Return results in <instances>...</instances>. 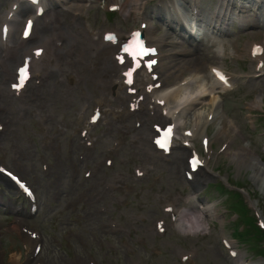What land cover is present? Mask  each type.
I'll use <instances>...</instances> for the list:
<instances>
[{"label":"rangeland","instance_id":"rangeland-1","mask_svg":"<svg viewBox=\"0 0 264 264\" xmlns=\"http://www.w3.org/2000/svg\"><path fill=\"white\" fill-rule=\"evenodd\" d=\"M13 1L0 0V24ZM109 1H96L92 8L78 3L60 15L61 21L65 20L61 27L65 46L49 47L50 58L33 64L31 82L16 97L9 94L10 83L24 54L37 49L38 42L32 38L23 44L17 31L20 23H14L17 29L15 32L11 25L9 48L0 43V163L27 180L38 198V213L26 223L37 231L38 244H32L35 241L30 237L20 238L16 228L8 233L2 230L12 211L7 213L1 206L0 264H264V231L258 216L252 207L247 208L241 194L230 196L223 188L231 185L250 194L264 219L260 183L257 187L251 178L253 170L245 165L252 164L254 157L244 154L243 161L234 157L246 147L264 162V74L253 78L262 72L248 57L251 43H259L264 50V29L241 33L231 28L233 36H209L198 47L193 44L188 49L192 52L175 55L181 40L167 27L152 31V38L170 36L160 58L163 72L170 75L169 85L193 75L194 67L218 92L222 90L212 78V66L239 78V90L219 94L229 120L224 134L217 135V119L203 129L211 139V155L200 139H194L206 165L188 180L192 150L180 147L165 155L153 145L156 128L172 122L151 103L149 94L144 96L143 111L131 114L129 101L113 96L111 83L122 73L106 51L99 53V65L94 67L88 28L93 32L118 29L124 35L140 28L133 16L123 15L132 13L131 0H123L128 9L113 17H107L108 9L102 8ZM202 2L205 9L208 1ZM151 7L146 5L145 16L150 15ZM258 11L264 14V2ZM40 32L38 28L36 37L40 38ZM80 34L83 38L74 41ZM17 42L22 47L15 51ZM70 48H74L72 53ZM184 65L187 68L180 70ZM134 87L143 86L136 82ZM124 91L121 87L118 94ZM258 97L263 105L254 109L251 104ZM208 101L205 97L179 113L183 122L178 130L180 140L200 109H212L206 105ZM98 107L102 116L90 126L89 119ZM150 107L156 111L151 112ZM138 118L143 120L140 126L135 124ZM123 125L127 129L117 131L116 127ZM87 126L94 140L89 148L83 146L81 137ZM51 137L53 140H48ZM139 149L143 156L138 155ZM106 159H111L112 165H107ZM117 176L125 182L116 183ZM0 192L5 201L14 198L15 206L27 211V203L17 199L2 181ZM201 205L208 208L203 226L193 218ZM178 212L190 217L193 231L186 224L174 225L172 215ZM226 239L239 251L237 259L225 246ZM38 245L40 251L36 252Z\"/></svg>","mask_w":264,"mask_h":264},{"label":"bare ground","instance_id":"bare-ground-1","mask_svg":"<svg viewBox=\"0 0 264 264\" xmlns=\"http://www.w3.org/2000/svg\"><path fill=\"white\" fill-rule=\"evenodd\" d=\"M64 1V0H63ZM139 1L140 0H131V8L132 11L135 14V18H139L141 12L139 11L141 8H139ZM57 2H62V0H57ZM17 3V2H16ZM116 7H119L120 5H122V0H114L113 3ZM143 23V21H142ZM143 28H145V24L143 26ZM145 31H147L145 29ZM108 32H103L102 34V39H103V43L100 45L101 50H108L110 51L111 55L113 56V59H115L116 55H124L120 58H123L124 60V67L128 68L125 74V79H121L119 78L118 80L115 79L114 82L111 83V88L113 89V91H115V95L117 94V91L119 88H121V86L125 87V91H131L132 85L131 82L128 81L127 76L130 72H132L135 69H138L141 71V83H143L146 87V89L148 91H150L154 97L152 98V102H158L159 105L161 106V111H163V113L167 114L168 118H177L178 121H180L181 117H178L177 113L180 111H184L187 108H192L193 105H195L199 100H201L204 96H208L210 97V101L208 104H206L207 106L210 105L212 107V109L210 110H203L200 109L196 115H194L193 117V125H192V129H191V138L196 137V135H199V138L201 140H203V142H206L207 144L211 142V140L208 139V137L203 133V129H205V126L207 125V123L213 119H217L218 120V125H217V135H222L224 134L227 125H228V117L224 114V112L222 111V105H221V99L220 96L216 95V92H214L212 85H210L209 82H205L202 79L199 78V76L197 74H193L190 76L189 79L183 80L180 83H178L175 87L172 86H166L165 88H163V86L160 87V89H156L155 88V83L157 81H155V79L158 78L159 74H163L162 71V67L160 65L156 66V67H152V68H145L144 67V61L141 62L140 60H138L137 58H135L133 56V52L130 48L131 46V41H132V37H127V36H121V41H116L115 38L116 36L113 34H107ZM3 40V39H2ZM149 42L151 44H155L158 47L161 46V44L164 42L163 39L159 40V39H152L149 40ZM1 43H3V41H1ZM40 52V57H41V51ZM131 53L129 56L127 55V53ZM9 56V55H7ZM27 56V55H26ZM25 56V57H26ZM126 56V57H125ZM126 58V59H125ZM146 61H150L152 59H148L146 58ZM118 63V60H115ZM121 61V59L119 60V62ZM99 64H94V67H97ZM119 66V65H118ZM123 67V66H122ZM186 65L182 66V69H186ZM198 72L197 68H193V71L191 73H196ZM167 74H163V77L165 78V81H167L168 79ZM78 78V76H76ZM159 79V78H158ZM186 81V82H185ZM159 82V80H158ZM182 83V84H181ZM198 84V85H197ZM228 85V83H227ZM138 91V90H136ZM135 91V92H136ZM120 95H118L117 97L119 98ZM138 97V96H137ZM128 98V96L126 97ZM139 98V97H138ZM136 98V99H138ZM131 101H133V99H131ZM134 104L131 106L132 111H137L140 110L139 108L141 107V103L140 100L139 101H133ZM263 104V101L261 100V98H256V100L254 101V108H260ZM44 113V111H43ZM176 116V117H175ZM180 118V119H179ZM137 123H140V119L136 120ZM120 127H117V129H119ZM122 128L127 129V126H122ZM88 129V128H87ZM85 129L83 131V136L87 138H85V141L83 143L84 144H88V145H92L93 140L89 139V129L87 130ZM120 131H124L121 130ZM186 137H184L183 140H185ZM136 140V139H135ZM187 141V140H185ZM185 143V142H184ZM185 146V145H184ZM251 155V151L246 148L243 147L240 149V151L234 155L235 158L237 159H244L245 155ZM138 155L143 156V154H141V149H139ZM252 158V157H251ZM253 163L252 164H245L246 167H250L253 170V173L251 175V178L253 180V182L257 185V187H259L258 182L260 183V190L262 192V194L264 195V167L262 166V164L260 163V161L258 160V158H252ZM244 163V162H243ZM199 170V169H198ZM115 181L117 183L120 182H125V179L121 176H117L115 178ZM114 185V184H111ZM254 207H256V202L252 203ZM16 212H20L21 210L23 211L22 208H15ZM197 211V210H196ZM206 212H208V208L204 205L200 206V211L195 212V215L193 216L194 220L200 224L203 225L202 222L205 220L206 218ZM25 217V216H24ZM258 217H259V221L260 224L262 226H264V220L261 216L260 213H258ZM25 218H22V221H24ZM192 220H190V217L188 219L187 215H181L178 217L177 223L180 225H184V224H188L191 225Z\"/></svg>","mask_w":264,"mask_h":264},{"label":"snow or ice","instance_id":"snow-or-ice-1","mask_svg":"<svg viewBox=\"0 0 264 264\" xmlns=\"http://www.w3.org/2000/svg\"><path fill=\"white\" fill-rule=\"evenodd\" d=\"M25 35H27V31L25 32ZM157 143H159V142H157Z\"/></svg>","mask_w":264,"mask_h":264}]
</instances>
